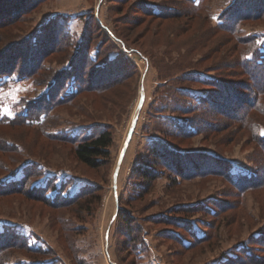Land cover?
I'll return each instance as SVG.
<instances>
[{
    "label": "rangeland",
    "instance_id": "obj_1",
    "mask_svg": "<svg viewBox=\"0 0 264 264\" xmlns=\"http://www.w3.org/2000/svg\"><path fill=\"white\" fill-rule=\"evenodd\" d=\"M263 9L264 0H42L0 27V51L31 39L53 16L69 15L71 33L44 60L41 82L0 78V188L26 180L28 191L46 197L0 195V234L30 250L8 246L0 264H239L252 256L258 262L246 264H264V139L256 138L264 137V109L238 123L213 105L196 110L178 92L219 101L230 116L243 112L247 101L239 99L252 95L239 55L264 54V15L234 26L230 19ZM252 36L258 55L240 42ZM81 47L88 62L71 67ZM109 62L119 82L80 93L84 75ZM65 70L71 74L58 97L74 98L35 117L29 104L51 85L42 81ZM202 120L209 121L205 132ZM105 126L112 144L98 169L78 162L73 143L47 135L83 136ZM158 143L205 166L183 176L158 162L155 180L144 181L136 169L156 162Z\"/></svg>",
    "mask_w": 264,
    "mask_h": 264
},
{
    "label": "trees",
    "instance_id": "obj_2",
    "mask_svg": "<svg viewBox=\"0 0 264 264\" xmlns=\"http://www.w3.org/2000/svg\"><path fill=\"white\" fill-rule=\"evenodd\" d=\"M42 0H0V27H5L8 24L17 21L18 18L25 14L26 12L36 7L39 2ZM190 1V0H180ZM254 11V10H253ZM240 13V11H238ZM162 15H166V13H162ZM264 15V9L260 11H256L255 14L251 13H243L241 12L237 18L234 20L230 19L232 22L230 23L231 26L240 25L242 22L250 19H260ZM69 15H57L53 16L48 23L40 27L31 39H26L24 41L18 42L17 44H10L5 49L0 51V78L5 76L17 77L18 79H28L37 82H41L40 77L43 76L44 70V60L46 57L57 50H60L61 47L65 44H68V40L70 39L71 33L67 29L68 23L67 19H69ZM16 19V20H15ZM228 30L229 33H234L233 31L236 29L232 28H223ZM240 41V40H239ZM240 42L246 47H250V53L253 55H258L260 50L259 45H257V37L252 36L246 39L241 40ZM28 43V44H27ZM30 47L28 49V45ZM30 51V53H29ZM252 51V52H251ZM85 52V47H81L74 59L72 60L71 67L76 64L77 67L84 68L88 62V58ZM99 54V52H98ZM245 51H241L239 55V67L243 69V74L248 78V83L245 85V89L249 91L252 95V101L247 99H239L240 102L247 101L245 104L242 105L245 110L243 112L239 110H232L233 116L226 113L225 110H222L221 104L218 101H214V99H198L193 95L183 91L178 90L181 93L185 100H191L197 102L195 109H202L201 106L206 105H213L219 111V116H223L224 118H229L230 120L238 123L247 122L249 117L251 116L250 113L252 111H263L264 104V54H261V57L255 56L253 59H248L245 56ZM260 55V54H259ZM90 62H94L91 61ZM114 65L112 66L111 62L105 63L102 68H96L92 76L86 79L84 75V80L79 83L78 90L80 93L85 91L91 92H98V90H107L115 83H118L121 78H117L111 80L115 77L116 72L113 71ZM71 69V68H70ZM71 72L70 70H65L61 73H54L49 78L43 80L42 82L51 83L49 86L48 93H45L37 102H31L29 107H34L35 110L31 113L35 117L39 115L49 116L51 111L55 109L57 106L61 105L62 103L71 101L74 97L73 95L68 98L58 97L61 90L66 88L67 81L69 80ZM3 76V77H2ZM124 77V76H123ZM189 79V78H188ZM50 80V81H49ZM13 81V80H12ZM49 81V82H48ZM194 82V80H190ZM4 85V84H3ZM222 87L219 85V88ZM198 99V100H196ZM34 105V106H33ZM180 112L184 113L187 112L183 106L180 108ZM208 111L207 109H205ZM210 111V110H209ZM29 115V117L31 116ZM20 116V115H19ZM18 118V116H16ZM209 123V121H206ZM205 121H201L200 125L201 128L199 131L205 132V126L207 123ZM215 128V124H212L209 131L213 132ZM259 129V128H258ZM188 134V133H187ZM191 136L193 133H190ZM49 137L59 141H67L73 143L75 145L74 148V155L78 162L89 167L91 169H98L104 164V160L108 156V148L112 144V133L109 127H101L98 131H92L89 134H85L83 136H72L71 134H64L61 135H51L47 134ZM256 138L258 141H262L264 137H261L256 134ZM178 150L167 147L164 144L155 145L152 150L153 160L156 162L145 161L142 166L136 169L138 171L139 176L147 182L155 180L154 176V167L157 165L158 162L163 163L164 165L172 168L175 170L177 174L180 175H187L193 174L194 170L205 166V159L197 158V156H191L187 154H180L177 152ZM197 158V159H196ZM184 167V168H182ZM185 167L188 168V172L185 170ZM201 174L203 171H199ZM34 173V169L29 171L27 175L29 177ZM27 179V178H26ZM29 181V179H27ZM243 180H241L242 182ZM257 182L251 181L248 185V189H254ZM242 188V187H241ZM54 188H51V190ZM50 190V191H51ZM246 191L247 189H242ZM16 193H24L29 197H34L43 202L46 200L44 195L38 194L37 191L31 190L28 191L26 188V180L18 185V186H5L0 188V195H9V194H16ZM56 205V204H55ZM183 212L188 213L187 209H183ZM120 220L123 221L125 225H127V230H131L130 221L125 216H120ZM130 231V232H131ZM126 237H128L131 244L135 245L136 241L138 240L132 233L126 232ZM26 242V241H25ZM22 240H16L15 236H11L10 234H0V254L7 250L10 246L11 248H19L27 251L28 245ZM28 243V242H27ZM30 249V248H29ZM39 251V250H38ZM38 251L33 250L32 252L38 253ZM27 252H30L28 250ZM239 264H246V263H256L258 259L256 256H252L250 260H241Z\"/></svg>",
    "mask_w": 264,
    "mask_h": 264
},
{
    "label": "water",
    "instance_id": "obj_3",
    "mask_svg": "<svg viewBox=\"0 0 264 264\" xmlns=\"http://www.w3.org/2000/svg\"><path fill=\"white\" fill-rule=\"evenodd\" d=\"M128 142H129V139H128Z\"/></svg>",
    "mask_w": 264,
    "mask_h": 264
}]
</instances>
